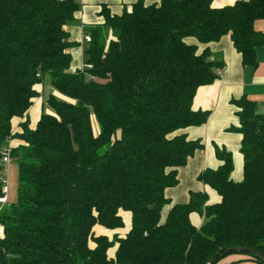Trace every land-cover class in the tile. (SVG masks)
Instances as JSON below:
<instances>
[{
    "label": "trees",
    "instance_id": "obj_1",
    "mask_svg": "<svg viewBox=\"0 0 264 264\" xmlns=\"http://www.w3.org/2000/svg\"><path fill=\"white\" fill-rule=\"evenodd\" d=\"M211 2L137 1L120 15L102 7L103 23L86 29L91 69L70 72L73 43L65 27L79 1L0 0V197L3 150L9 140L23 143L9 152L18 169L17 202L0 211V264H207L227 247L264 254V115L246 97L232 102L243 180H230L231 154L215 148L221 165L197 179L220 202L207 205L205 193L191 192L187 204L171 205L160 220L170 205L165 190L203 147L179 133L208 118L192 110L194 95L222 68L185 40L208 45L229 36L252 69L264 48V34L253 28L264 20V0L223 9ZM46 79L49 113L43 110L30 129L27 112ZM14 118L24 120L12 134ZM120 212L131 216L123 238L95 235V226L122 229ZM192 213L204 219L199 229ZM232 254L264 264L235 252L215 264Z\"/></svg>",
    "mask_w": 264,
    "mask_h": 264
},
{
    "label": "crops",
    "instance_id": "obj_2",
    "mask_svg": "<svg viewBox=\"0 0 264 264\" xmlns=\"http://www.w3.org/2000/svg\"><path fill=\"white\" fill-rule=\"evenodd\" d=\"M80 10L75 13V20L65 27L69 41L73 43L69 50L71 55L70 72L81 71L85 65L84 51L88 44L83 42L84 34H88L87 28L96 27L103 23L100 16L102 7L109 10L111 15H120L125 9L137 1H142L144 5L158 4L160 0H78ZM247 0H212L213 9H223L233 6L236 2ZM256 32L264 34V20H257L253 24ZM114 38V36H112ZM188 44L197 46L200 54L207 49L210 59L222 63V68L218 73V78L210 85L197 89L192 100V110L207 112L208 118L200 127H190L181 132L188 140H199L203 147L198 150L188 160L184 167L177 170L178 184L173 188L165 190V197L170 205L162 208L160 220L163 222L171 205H184L188 203L189 194L205 193L207 195V205H215L220 202L217 193L207 185L198 181V176L204 170H216L221 163L215 156V148L224 149L231 154L233 169L230 180L239 183L243 180V157L240 153L241 135L237 133L239 121L237 118V108L232 104L242 97H246L255 105L257 114L264 115V48L256 50L257 66L252 69L244 67L240 55L234 49L229 36H224L220 40L208 45H200L194 39L185 40ZM48 87L49 90L46 88ZM38 97L33 100L32 106L27 112L29 128H35L43 110L49 113L44 103L46 94H52L48 84H41L36 87ZM24 119L14 118L11 121L12 134L19 133L20 124ZM95 122L93 121V124ZM94 130L98 132V126L94 124ZM23 145L22 142L12 139L6 147L13 149ZM123 220V228L118 230H107L100 226L94 227L95 235L105 236L110 241L114 238H123L131 226V216L128 212H120ZM190 223L199 229L203 223V217L198 213L189 216ZM1 235V229H0ZM115 247L108 251L110 258L114 257ZM218 264H259L251 261L247 256L232 254L226 256Z\"/></svg>",
    "mask_w": 264,
    "mask_h": 264
},
{
    "label": "rangeland",
    "instance_id": "obj_3",
    "mask_svg": "<svg viewBox=\"0 0 264 264\" xmlns=\"http://www.w3.org/2000/svg\"><path fill=\"white\" fill-rule=\"evenodd\" d=\"M48 79L44 81L45 84H48ZM48 90L49 88L46 87ZM48 96L47 94L45 95ZM95 124V123H94ZM93 124V126H95ZM95 133L96 129L94 130ZM3 180L4 186L7 189L6 203L7 205L15 204L17 202V186H18V169L17 163L13 160H9L7 164H3Z\"/></svg>",
    "mask_w": 264,
    "mask_h": 264
},
{
    "label": "built area",
    "instance_id": "obj_4",
    "mask_svg": "<svg viewBox=\"0 0 264 264\" xmlns=\"http://www.w3.org/2000/svg\"><path fill=\"white\" fill-rule=\"evenodd\" d=\"M59 1H64V0H59ZM82 40H83V42L85 44H89L90 41H91V38H90L89 35L84 34ZM85 69H91V66L90 65H84L82 67V70H85ZM10 150H11L10 148L5 146V148L3 150V153H2V159H1L2 165L3 164H7L9 162V152H10ZM6 195H7V189L5 188L4 181H3V185L1 187V197H0V211H1L2 207L6 204Z\"/></svg>",
    "mask_w": 264,
    "mask_h": 264
},
{
    "label": "water",
    "instance_id": "obj_5",
    "mask_svg": "<svg viewBox=\"0 0 264 264\" xmlns=\"http://www.w3.org/2000/svg\"><path fill=\"white\" fill-rule=\"evenodd\" d=\"M226 252H235L238 254H249V255L258 257L264 262V254L261 253L260 251H255V250H250V249H241V248H236V247H227V248L221 249L217 254H215L209 260L207 264H215L217 260L219 259V257Z\"/></svg>",
    "mask_w": 264,
    "mask_h": 264
}]
</instances>
